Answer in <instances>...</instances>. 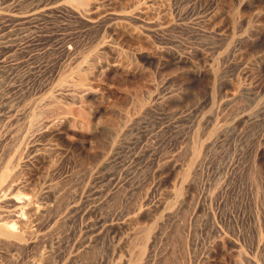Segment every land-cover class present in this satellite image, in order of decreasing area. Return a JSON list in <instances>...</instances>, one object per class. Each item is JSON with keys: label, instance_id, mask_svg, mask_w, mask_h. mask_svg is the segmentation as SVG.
<instances>
[{"label": "rangeland", "instance_id": "374dc122", "mask_svg": "<svg viewBox=\"0 0 264 264\" xmlns=\"http://www.w3.org/2000/svg\"><path fill=\"white\" fill-rule=\"evenodd\" d=\"M74 1L0 0V264H264V0Z\"/></svg>", "mask_w": 264, "mask_h": 264}, {"label": "bare ground", "instance_id": "6f19581e", "mask_svg": "<svg viewBox=\"0 0 264 264\" xmlns=\"http://www.w3.org/2000/svg\"><path fill=\"white\" fill-rule=\"evenodd\" d=\"M56 1V4H55V6L56 7H60V6H64L63 4H61L60 3V0H55ZM75 2L74 0H70V2ZM79 1H81V0H79ZM51 4H53V3H51ZM73 4V3H72ZM52 6V5H51ZM65 6H67V5H65ZM64 6V7H65ZM74 6V5H73ZM69 7V6H68ZM67 8V7H66ZM52 9V8H51ZM60 9H62L61 7H60ZM68 9H70V7L68 8ZM71 10V9H70ZM67 11H69V10H67ZM105 15H108L109 16V18H111V19H113V20H124V19H126V17L124 16V15H122L121 13H116V12H114V13H108V14H105ZM107 16V17H108ZM74 87H76V86H74ZM53 120V119H52ZM44 122V121H43ZM50 119L49 120H46L45 122H44V126H48V125H50ZM41 125H42V123H41ZM20 126V125H19ZM39 126V125H38ZM41 127V126H40ZM37 128V127H36ZM43 128H45V127H43ZM23 129V128H22ZM46 129V128H45ZM18 140V139H17ZM11 147V146H10ZM10 161V160H9ZM6 163V162H5ZM11 165V164H10ZM3 167H4V165H3ZM6 168V167H5ZM9 168H11V167H8V170H9ZM3 169V168H2ZM2 169H0V170H2ZM7 169V168H6ZM7 170V171H8ZM5 171V170H2V171H0V200L2 199V198H5L6 196H9V192L8 191H10L11 189V187H12V184H14L15 182L13 181V180H15V179H12L11 177H9V173L8 172H12V170L10 169V171ZM13 175V174H12ZM13 177V176H12ZM15 177V176H14ZM13 177V178H14ZM14 182V183H13ZM13 188V187H12ZM10 189V190H9ZM7 192L9 193V194H7ZM4 200H6V199H4ZM8 200V199H7ZM3 201V200H2ZM9 201H10V199H9ZM15 204H17L16 202H15ZM27 204V203H26ZM18 212L19 213H17V211H13L14 212V214L11 216L12 218H13V220L16 222V223H18V222H20V223H22L21 222V220H23V219H21V217H22V214H21V211H23V208H25L24 207V202H19L18 203ZM29 206V205H28ZM27 206V207H28ZM31 206V205H30ZM29 208V207H28ZM27 208V209H28ZM31 209V208H30ZM33 209H35L34 207H33ZM25 210V209H24ZM32 210V209H31ZM37 210V209H36ZM39 210V209H38ZM29 211V210H28ZM35 211V210H34ZM33 211V212H34ZM12 212V211H11ZM10 212V213H11ZM45 213V212H44ZM24 215V214H23ZM8 217V216H7ZM3 226V225H2ZM9 227V226H8ZM11 227V226H10ZM10 227L8 228V232L6 233L8 236H7V238H14V235H12L11 233H10ZM11 228H13V227H11ZM2 231V230H1ZM2 233V232H1ZM1 241H3L2 240V238L0 239ZM13 242V241H12ZM11 242V243H12ZM3 243V242H2ZM8 243V242H7ZM14 243H15V241H14ZM14 243H12L13 245H14ZM17 243V242H16ZM12 245V246H13ZM19 245V244H18ZM14 246H16V245H14Z\"/></svg>", "mask_w": 264, "mask_h": 264}]
</instances>
